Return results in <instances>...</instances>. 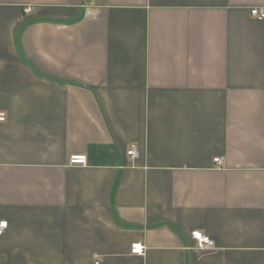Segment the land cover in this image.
<instances>
[{"label": "crops", "instance_id": "0c3cea01", "mask_svg": "<svg viewBox=\"0 0 264 264\" xmlns=\"http://www.w3.org/2000/svg\"><path fill=\"white\" fill-rule=\"evenodd\" d=\"M252 8L0 0V264H264Z\"/></svg>", "mask_w": 264, "mask_h": 264}, {"label": "built area", "instance_id": "2783aa9c", "mask_svg": "<svg viewBox=\"0 0 264 264\" xmlns=\"http://www.w3.org/2000/svg\"><path fill=\"white\" fill-rule=\"evenodd\" d=\"M251 14L258 18V19H264V9L259 8H252ZM6 120V113L0 112V121ZM128 154L132 157L138 156V150L135 144L131 145V148L128 150ZM221 157H216L215 161L218 164H222ZM88 158L86 155L83 154H75L72 155L70 158V164L72 165H87ZM9 227L8 220H0V235L4 234ZM191 237L196 242V247L199 249H210L215 247V241L207 234L202 232L201 230H193L191 232ZM146 249V246L142 242H136L132 244V252L137 254H144ZM96 264H99V260L96 261Z\"/></svg>", "mask_w": 264, "mask_h": 264}]
</instances>
